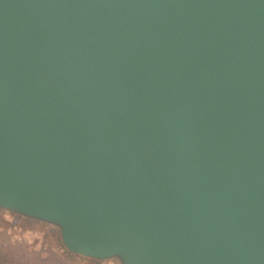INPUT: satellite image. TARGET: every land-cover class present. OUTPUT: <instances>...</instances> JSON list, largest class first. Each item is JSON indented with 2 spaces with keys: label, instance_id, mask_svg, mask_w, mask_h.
I'll list each match as a JSON object with an SVG mask.
<instances>
[{
  "label": "water",
  "instance_id": "1",
  "mask_svg": "<svg viewBox=\"0 0 264 264\" xmlns=\"http://www.w3.org/2000/svg\"><path fill=\"white\" fill-rule=\"evenodd\" d=\"M0 212L118 264H264V0H0Z\"/></svg>",
  "mask_w": 264,
  "mask_h": 264
},
{
  "label": "rangeland",
  "instance_id": "2",
  "mask_svg": "<svg viewBox=\"0 0 264 264\" xmlns=\"http://www.w3.org/2000/svg\"><path fill=\"white\" fill-rule=\"evenodd\" d=\"M0 253L11 259L7 264H118L71 255L57 229L3 212H0Z\"/></svg>",
  "mask_w": 264,
  "mask_h": 264
},
{
  "label": "trees",
  "instance_id": "3",
  "mask_svg": "<svg viewBox=\"0 0 264 264\" xmlns=\"http://www.w3.org/2000/svg\"><path fill=\"white\" fill-rule=\"evenodd\" d=\"M67 256L69 257L70 255L67 254ZM11 258V257H10ZM12 259H15V256L13 255ZM11 259H8V257L5 254H1L0 253V264H7L6 262L9 261Z\"/></svg>",
  "mask_w": 264,
  "mask_h": 264
}]
</instances>
